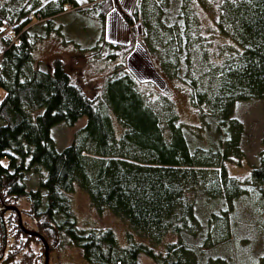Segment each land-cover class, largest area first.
Segmentation results:
<instances>
[{
	"label": "trees",
	"instance_id": "16d2710c",
	"mask_svg": "<svg viewBox=\"0 0 264 264\" xmlns=\"http://www.w3.org/2000/svg\"><path fill=\"white\" fill-rule=\"evenodd\" d=\"M184 1L177 13L179 25L168 29L147 11L142 21L149 33L148 52L165 55L156 66L169 79H186L193 103L202 108L201 122L218 135L194 147L187 133L204 136L206 125L184 126L173 96L165 92L166 105L157 112L132 71L109 77L102 93L92 98L59 60L52 70L35 66L29 38L33 18L46 19L49 32L52 17L73 7L68 3L72 0H54L34 12L33 0H0V204L16 206L28 219H22L24 226L41 233L50 249H60L68 239L88 264H142L141 255L153 264H195L196 251L189 242L200 226L186 196L190 188L204 184L212 196L231 200L253 186L264 199V149L259 165L244 176L232 175L226 163H240L244 157L243 124L233 116L235 103L264 97V0L226 3L215 23L232 42L208 51L199 45L203 35L191 23L194 2ZM113 6V0H98L91 8L104 22ZM131 14L124 19L133 44L141 5ZM218 55L223 58L216 60ZM83 115L86 123L58 150L52 128L62 122L74 126ZM31 169L38 174L36 188L23 182ZM76 182L94 205L110 209L149 241H137L129 231L128 245L119 246L112 228L78 227L69 197ZM12 233L24 241L8 252L3 264H35L31 243L41 240L21 230L15 210L0 211V239ZM171 236L177 239L167 241Z\"/></svg>",
	"mask_w": 264,
	"mask_h": 264
},
{
	"label": "rangeland",
	"instance_id": "374dc122",
	"mask_svg": "<svg viewBox=\"0 0 264 264\" xmlns=\"http://www.w3.org/2000/svg\"><path fill=\"white\" fill-rule=\"evenodd\" d=\"M54 0H33L37 5L32 11L42 6L52 4ZM98 0H72L70 9L60 12L51 19L49 32L47 20L33 18L29 28V38L33 44V60L35 66L42 70H52L59 60L71 79L78 83L92 98L102 93L105 81L115 73L124 69L132 71L139 81V88L147 95L153 108L161 113L166 100L163 93L173 96L174 109L179 120L186 127H202V108L193 103L192 89L186 79H169L158 61L164 57L159 50L156 54L148 52L145 45L149 35L143 24L145 11L149 12L155 23H161L169 29L179 25L178 11L186 6L184 0H113L114 6L109 7L102 22L98 10L94 7ZM192 1V0H191ZM195 15L192 26L200 37L199 45L208 51L221 50L224 45L232 42L229 37L221 34L215 23L223 14L225 4L230 0H193ZM67 3V4H68ZM141 5V19L137 23V39L131 43L130 27L125 21L126 15H132L134 9ZM30 7L31 3H29ZM226 13V10H225ZM148 14V13H147ZM133 16V15H132ZM160 25V24H159ZM46 26V27H45ZM178 28V27H177ZM161 30V29H160ZM169 38V32L158 44ZM204 40V41H203ZM106 44L103 45V42ZM132 44V47L130 48ZM159 47V46H158ZM3 44L0 41V51ZM216 55V54H215ZM218 55L216 60L222 59ZM198 65L200 61L196 62ZM159 68V69H158ZM3 93V90L0 91ZM117 133L122 127L115 115L111 113ZM233 116L243 124L242 150L244 157L240 163L227 161L229 172L235 176H244L259 165L260 153L264 149V97L239 100L235 103ZM87 121L81 116L74 126L59 123L52 128L55 146L58 150L71 143L74 134ZM201 122V124H200ZM205 135L196 137L187 133L193 147L197 144H207L206 137H218L214 127L206 125ZM203 129L201 130V132ZM5 163L6 161L3 160ZM209 169L213 167H208ZM23 182L28 188H36L38 174L31 169L26 172ZM186 196L194 203V215L199 222L198 233L190 237V245L196 251L195 264H263L264 262V199H260L257 190L252 186L248 193L234 197L231 200L214 197L206 191L205 185L190 188ZM72 211L77 220V226L83 229L112 228L119 246L128 245L130 231L140 242H148L137 231L130 228L125 219L114 214L108 208H98L94 205L87 191L76 182L71 193ZM44 198V197H43ZM21 207H26V201H20ZM10 213L6 212L5 217ZM27 217L22 215L25 222ZM34 230V229H33ZM0 239V264L9 255L12 248H17L24 238H15L13 233ZM177 239L171 236L167 241ZM4 247L2 246V244ZM42 243V242H41ZM31 243L35 252V264L44 263L43 243ZM51 248V247H50ZM142 264H153L146 255H141ZM49 264H88L80 247L63 241L59 249H50Z\"/></svg>",
	"mask_w": 264,
	"mask_h": 264
},
{
	"label": "water",
	"instance_id": "95a60500",
	"mask_svg": "<svg viewBox=\"0 0 264 264\" xmlns=\"http://www.w3.org/2000/svg\"><path fill=\"white\" fill-rule=\"evenodd\" d=\"M6 210H15L18 214V223H19L21 230L24 233H26L28 235L36 236L41 240V242L44 245V263L43 264H49L50 246H49V243L47 242V240L45 239V237L41 233H39L38 231L27 229L24 226V224L22 222L21 212L19 211V209L16 206L10 205V204H0V211H6Z\"/></svg>",
	"mask_w": 264,
	"mask_h": 264
}]
</instances>
